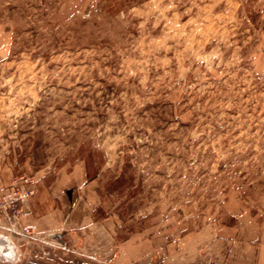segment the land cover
I'll return each mask as SVG.
<instances>
[{
  "label": "rangeland",
  "instance_id": "rangeland-1",
  "mask_svg": "<svg viewBox=\"0 0 264 264\" xmlns=\"http://www.w3.org/2000/svg\"><path fill=\"white\" fill-rule=\"evenodd\" d=\"M69 174L118 238L264 220V0H0V191Z\"/></svg>",
  "mask_w": 264,
  "mask_h": 264
},
{
  "label": "crops",
  "instance_id": "crops-1",
  "mask_svg": "<svg viewBox=\"0 0 264 264\" xmlns=\"http://www.w3.org/2000/svg\"><path fill=\"white\" fill-rule=\"evenodd\" d=\"M95 188V179L65 175L23 207L17 223L50 241L40 252L29 244L40 264H264V220L257 216L244 212L211 230L181 234L167 226L118 238L108 218L91 214Z\"/></svg>",
  "mask_w": 264,
  "mask_h": 264
},
{
  "label": "built area",
  "instance_id": "built-area-1",
  "mask_svg": "<svg viewBox=\"0 0 264 264\" xmlns=\"http://www.w3.org/2000/svg\"><path fill=\"white\" fill-rule=\"evenodd\" d=\"M34 194V181L30 176L26 175H21L16 178L10 188L6 191H0V221L4 219L12 221L11 231H15L14 226L17 223L16 214L20 213V207L26 204L28 200H30L34 196ZM16 205L19 206V208L14 211V214H12V218H10L8 212L10 210L12 211V209ZM17 233L22 236L29 237L30 239L36 238L29 228H24Z\"/></svg>",
  "mask_w": 264,
  "mask_h": 264
},
{
  "label": "bare ground",
  "instance_id": "bare-ground-1",
  "mask_svg": "<svg viewBox=\"0 0 264 264\" xmlns=\"http://www.w3.org/2000/svg\"><path fill=\"white\" fill-rule=\"evenodd\" d=\"M11 253V256L8 255ZM14 245L6 238L0 237V264H11L16 258Z\"/></svg>",
  "mask_w": 264,
  "mask_h": 264
},
{
  "label": "clouds",
  "instance_id": "clouds-1",
  "mask_svg": "<svg viewBox=\"0 0 264 264\" xmlns=\"http://www.w3.org/2000/svg\"><path fill=\"white\" fill-rule=\"evenodd\" d=\"M9 256H11V253H8Z\"/></svg>",
  "mask_w": 264,
  "mask_h": 264
}]
</instances>
